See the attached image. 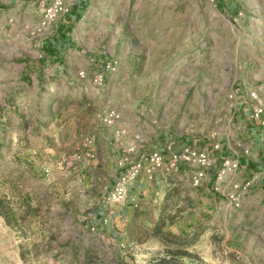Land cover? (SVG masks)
Returning <instances> with one entry per match:
<instances>
[{
	"label": "rangeland",
	"instance_id": "obj_1",
	"mask_svg": "<svg viewBox=\"0 0 264 264\" xmlns=\"http://www.w3.org/2000/svg\"><path fill=\"white\" fill-rule=\"evenodd\" d=\"M53 1L0 0L13 19L20 95L0 109V264H264V0H87L73 44L46 61L75 4L61 0L63 13L41 28ZM99 56L98 72L114 64L102 86L92 74ZM108 110L139 130L141 149L165 132L192 147L217 145L220 164L237 162L223 181L214 176L216 201L202 222L191 167L180 181L153 177L114 228L118 245L99 232L92 216L113 173L86 142ZM240 163L257 168L243 176ZM243 179L252 187L234 208L231 182Z\"/></svg>",
	"mask_w": 264,
	"mask_h": 264
},
{
	"label": "crops",
	"instance_id": "obj_2",
	"mask_svg": "<svg viewBox=\"0 0 264 264\" xmlns=\"http://www.w3.org/2000/svg\"><path fill=\"white\" fill-rule=\"evenodd\" d=\"M87 0H75V4L70 8V11L67 15L61 17L57 23L56 35L52 40H49L47 46H45L43 53L45 60H48L50 54H54L55 56H51L53 59H57V57H61L58 54V50L63 48H69L73 44V27L75 21H80L81 11L85 9ZM5 10L0 9V109L5 106V103L8 100H16L19 95L16 93L17 91V75H16V64L13 62L15 58V48L14 44H10L11 39V31L14 29V26L8 27L7 20L10 18L9 12H4ZM10 34V36H9ZM10 37V38H9ZM57 55V56H56ZM104 59L102 60L99 56L98 59L92 61L93 62V72L92 74L98 72V67L104 63ZM97 62L96 64H94ZM87 83V81H86ZM91 86L90 82L88 83ZM28 90L23 92V96L26 95ZM89 95V94H87ZM99 95V94H96ZM20 96V95H19ZM97 121V120H96ZM95 122V119L93 120ZM116 126L113 127H105L103 125H99L96 123V127L93 128L91 134L93 135V150L99 156H102L106 159L108 166L110 168V172L113 173L111 175V185L113 183L114 175L116 172L115 161L120 155V148L123 146L124 148L128 147L131 144H136L138 147L139 137H135V133H139V130H135L133 126L127 120L122 118ZM246 125H255V122L252 120H246ZM116 133L120 134V137H117ZM133 138V139H132ZM135 138V139H134ZM132 139V140H131ZM188 141L185 140H172L169 138L165 132H158L155 137L151 140V144L146 147L145 151L150 153L152 151H158L165 156H167V146L169 144L172 145V150L174 152H178L183 145H187ZM257 149H261L259 145H256ZM209 152H212V147L206 148ZM218 157V156H217ZM221 157V158H220ZM218 157L217 163L215 166L210 168L206 172V177L201 183L199 188V195L201 197L202 204L198 208V213L194 212L200 219V222L203 221L202 213L206 212L207 207L212 206V203H215V192L212 191L214 176L217 171V165L221 163V161L226 157V155H222ZM260 165L263 163L260 160ZM241 170L243 171V176L251 173L252 170H255L257 167L252 165L251 163H240ZM190 167H180L176 172H166V174H173L178 181L187 175ZM165 170H159L155 173L154 177L159 173H163ZM256 173V172H254ZM240 174V173H239ZM152 180H148L145 175L142 173L137 181V183L130 187L128 195L125 201L121 204L115 205L111 214H108L105 211L103 199L102 206L96 210V213L92 216V218L96 221L97 229L99 232L107 236L111 243H116L118 245L117 234L114 231V228H119L123 226V224L128 220L130 215L133 213L134 209L140 204L141 201L145 200L146 194L148 193ZM192 183V181H191ZM264 183L261 184V187ZM111 187V186H110ZM108 192V191H107ZM106 192V193H107ZM105 193V194H106ZM176 208L174 209V211ZM191 213V214H189ZM191 210L185 211V217L182 221V225L187 231L192 230L191 222L192 217L194 215ZM196 217V216H195ZM109 241V240H108ZM120 246V244H119Z\"/></svg>",
	"mask_w": 264,
	"mask_h": 264
},
{
	"label": "built area",
	"instance_id": "obj_3",
	"mask_svg": "<svg viewBox=\"0 0 264 264\" xmlns=\"http://www.w3.org/2000/svg\"><path fill=\"white\" fill-rule=\"evenodd\" d=\"M63 13V6L61 0H54L53 3L47 6L42 14L40 27L46 28L52 24L58 15ZM8 23L12 24L13 19L10 18ZM114 70V64L108 62L104 66V70L94 73L93 83L96 86H102L106 74ZM83 73L79 76L83 77ZM261 110L255 112L254 118L260 120ZM120 120V114L115 110H108L101 117L100 121L105 127H112ZM264 127V121L261 122ZM120 137L119 133H116ZM88 146L93 144V139L86 142ZM120 155L115 161L116 172L113 183L108 192L103 197V204L105 211L111 214L115 205L121 204L125 201L129 189L135 185L143 173L148 180H152L155 173L159 170L165 172H176L180 167H193L196 173L192 177V185L199 187L206 177V172L216 165L218 157L216 153L219 151L217 145L212 146V152L208 149H200L190 145H183L178 152L172 150V145L167 146V156L158 152H146L144 149L138 147L135 143L124 148L121 146ZM220 168L215 174V183H219L226 179L227 176L236 173L238 164L234 161L225 160L220 164ZM252 180L243 179L238 182H231V194L229 200L234 208H238L243 195H245L252 187ZM217 185V184H216ZM218 191V186L213 188Z\"/></svg>",
	"mask_w": 264,
	"mask_h": 264
}]
</instances>
